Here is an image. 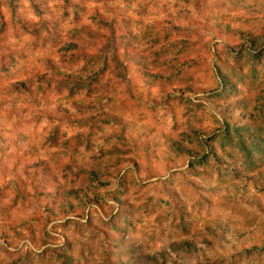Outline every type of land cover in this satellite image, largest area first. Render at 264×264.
Returning a JSON list of instances; mask_svg holds the SVG:
<instances>
[{
  "label": "clouds",
  "instance_id": "clouds-1",
  "mask_svg": "<svg viewBox=\"0 0 264 264\" xmlns=\"http://www.w3.org/2000/svg\"><path fill=\"white\" fill-rule=\"evenodd\" d=\"M35 3H0V264H264V0Z\"/></svg>",
  "mask_w": 264,
  "mask_h": 264
},
{
  "label": "rangeland",
  "instance_id": "rangeland-1",
  "mask_svg": "<svg viewBox=\"0 0 264 264\" xmlns=\"http://www.w3.org/2000/svg\"><path fill=\"white\" fill-rule=\"evenodd\" d=\"M3 0H0V3H2ZM8 5L10 6L13 14H16V9L19 6V0H6ZM33 7H37L35 0H33ZM0 19H2V15H0ZM4 25L0 24V31L3 30ZM76 47L75 44H68L66 45V48L71 49ZM252 153H259L261 156H264V140H257V138H253V143L251 146V151L249 152V157L251 159ZM119 247V245H117Z\"/></svg>",
  "mask_w": 264,
  "mask_h": 264
}]
</instances>
